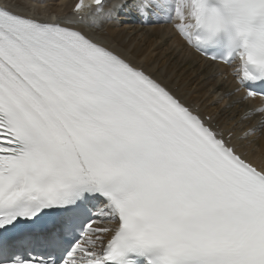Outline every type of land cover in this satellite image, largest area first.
Segmentation results:
<instances>
[{
    "label": "snow or ice",
    "instance_id": "1",
    "mask_svg": "<svg viewBox=\"0 0 264 264\" xmlns=\"http://www.w3.org/2000/svg\"><path fill=\"white\" fill-rule=\"evenodd\" d=\"M94 5L45 19L0 3V264H264V108L237 135L80 27L172 24L264 97V0Z\"/></svg>",
    "mask_w": 264,
    "mask_h": 264
},
{
    "label": "bare ground",
    "instance_id": "2",
    "mask_svg": "<svg viewBox=\"0 0 264 264\" xmlns=\"http://www.w3.org/2000/svg\"><path fill=\"white\" fill-rule=\"evenodd\" d=\"M7 1L8 0H0V2H3V3L7 2ZM33 1L39 2L38 0H27V3L29 2L32 5V4H34ZM76 1L77 0H60V2L63 4L67 3V2L68 3L71 2V4L72 3L75 4ZM88 1L85 0L84 4L85 5L92 4V0H88ZM35 6L39 7L40 5H38V6L35 5ZM41 7H42V5H41ZM94 7L95 6L93 5V8ZM32 9H33V7H32ZM73 9H74V5H73ZM88 11H91V9H89ZM38 12H40V11H38ZM73 15H74V12H73ZM131 15L132 14H125V15H122L116 21H110L111 22V24H110L111 28L110 29L108 28V30L106 29L107 33H105V31H104L102 34H100V36L96 35V37L100 38L101 40H103V42H106V44L110 45L111 47H113L115 49H117V47H119L124 52H127L128 45L134 41L133 31L136 30L137 28H140V26H141L139 23L136 24V26H135V24L130 22V16ZM52 18H56V17H52ZM132 24L134 26L131 27ZM159 28L160 27H156V26L146 28V32H145L144 31L145 28L141 27V29H139V31H134V32H136V34H139V32L142 31L141 34L144 33V35L147 38H155V39L160 38L161 40L165 39L164 42H168V43H169V41H173V43L177 45L176 48H180L183 45L181 43V41L179 40V38L175 34H173L172 30H170L169 32H167L165 34L166 29H159ZM160 32L162 34H160ZM169 34L171 37L169 36ZM166 36H169L170 39L168 40ZM127 38L129 39L128 40L129 43H125V39H127ZM153 41H151V43H150V46H149L150 49L153 46H155ZM166 46H168V45L166 44ZM138 48H139V46L134 48L131 52H129V53L135 54L137 59H139L145 52L142 48L141 49H138ZM117 50L121 51L119 49H117ZM175 50H173L171 53H169V55L168 54L164 55L162 48L160 46H156L152 52H155L157 54V56H156L157 58H154L152 60H154V63H155L162 56H164L162 59L165 61H163V62L161 61V63L163 64V66L166 67L165 70H166L167 74L169 75V77L180 85L182 92L188 97L187 98L188 101L190 103H192L193 105H195V107L198 106L200 111H202L206 114H210L213 117L216 116V118H214V120L219 121V123L221 125L225 126L226 128L233 129L237 135L242 134L243 125L241 124L240 117L243 113L242 108L244 107V104L242 103L241 100H238L232 96V94L230 93L232 90H230L229 87H225L224 85H218L217 83H214V81L211 82V77L213 76L212 72H218L217 69H220L221 71L222 70L226 71V68L221 67V66L217 67L214 65H210L209 62L205 61L204 59L199 57L197 54L193 53L191 50H190V52H191L192 58H190V57H187L186 59L184 58L185 62H182V60L179 61V59H181V58L178 59L177 56H175L172 59V57L175 55V52H174ZM184 54H186V53H184ZM152 60L149 57H147L144 61V64H150L151 65L153 63ZM150 61L152 63H150ZM168 61H170V64L168 63L169 65L167 64L168 66H166V63ZM195 63H198V64L200 63V65L198 67H196ZM153 65L155 66V64H153ZM160 68H161V66H160ZM162 69H164V67ZM174 71H175V73H173ZM189 72H191V73H189ZM193 75L194 76L196 75V77H193ZM202 77H203V81L200 82V79H202ZM209 86L214 87L215 90H220L224 93V98H227V100H228L227 106L222 108L223 104L219 103V106L215 107V102H213V96H211V97L207 96V94H208L207 90H208ZM214 92H217V91H214ZM263 103H264L263 101L258 100L254 104H256V106H260ZM252 109H256V108H252Z\"/></svg>",
    "mask_w": 264,
    "mask_h": 264
},
{
    "label": "rangeland",
    "instance_id": "3",
    "mask_svg": "<svg viewBox=\"0 0 264 264\" xmlns=\"http://www.w3.org/2000/svg\"><path fill=\"white\" fill-rule=\"evenodd\" d=\"M39 2H37V1H33L34 2V4L35 5H40L39 7H36L34 4H32L31 5V3H27V0H24V3L27 5L25 8H23V9H18V10H20V11H26V10H28L29 8L30 9H32V7H33V11L35 12V15H41L43 18H46V19H48V18H52V17H58V18H66L67 16H69V15H72V16H74L73 15V7H72V5H73V3L71 4V2H67V3H61L60 2V0H38ZM56 1V2H55ZM38 4H37V3ZM111 2H115L114 0H111ZM3 3V2H2ZM7 3H11V4H15L16 3V0H8L7 1ZM41 5H42V7H41ZM31 6V7H30ZM45 6V7H44ZM28 8V9H27ZM26 9V10H25ZM38 11H40V12H38ZM90 11H88V12H86V13H84V15L87 17V15H88V13H89ZM44 14V15H43ZM47 16V17H46ZM71 16V17H72ZM70 17V16H69ZM68 17V18H69ZM102 23V24H101ZM101 23H99V24H97V25H92L91 23H86V24H81L80 25V27L84 30V31H86V32H88L90 35H93V36H96V35H99L100 36V34H102L104 31H105V33H107V31H106V29L108 30V27L109 26H111V25H108V24H105L106 22H101ZM111 23V22H110ZM123 26V25H122ZM132 26H134L133 24L131 25V27ZM135 26H136V24H135ZM156 27H158V26H156ZM148 28V27H147ZM150 28V27H149ZM139 29L140 28H137L136 30H134V31H139ZM159 29H166L165 31V34L167 33V32H169V30L167 29V28H159ZM133 31V37H134V41L133 42H131L129 45H128V48H127V52L129 53V52H131L134 48H136V47H138L139 46V48L138 49H143L145 52H144V54L138 59V61L139 62H141V63H144V61H145V59L147 58V57H149L151 60L152 59H154V58H157L156 56H157V54L155 53V52H152L153 51V49L156 47V46H160L161 48H162V50H163V52H164V55H169V53H171L173 50H175L174 52H175V55L172 57V59L175 57V56H177V58L179 59V58H181V59H179V61L180 60H182V62H185L184 60L187 58V57H190V58H192V55H191V52H190V50H188L187 48H184V46L182 47H180V48H176V44H174L173 43V41H169V43L168 42H164L165 41V39H163V40H161L160 38H158V39H155V38H147L145 35H144V33H142L141 34V32H139V34H136V32H134ZM145 32H146V28H145V30H144ZM160 34H162L161 32H160ZM169 36H170V34H169ZM169 36H166L167 37V39L169 40L170 39V37ZM131 37V36H130ZM173 39V38H172ZM129 39L127 38V39H125V43H129V41H128ZM154 40V41H153ZM151 41H153V43L155 44V46H153L151 49H150V43H151ZM106 43V42H105ZM166 44L169 46H166ZM175 45V46H174ZM172 47V48H171ZM117 49H119V50H121V51H123L121 48H119V47H117ZM184 51H183V50ZM178 52V53H177ZM184 53H186V54H184ZM164 56H162L157 62H155L154 63V60H152V62L150 61V63H152L151 65H153V64H155V66L153 65V67H158L159 66V68H160V66H161V68H163L164 67V69H166V67L165 66H163V64L161 63V61L163 62V61H165V60H163L162 58H163ZM183 57V58H182ZM185 58V59H184ZM199 62V61H198ZM161 65H160V64ZM170 64V61H168L167 63H166V66H168L169 64ZM168 64V65H167ZM200 65V63L198 64V63H195V66L196 67H198ZM218 70V72L219 71H221L220 69H217ZM173 73H175V71L173 72ZM189 73H191V72H189ZM215 73H217V72H212V74H215ZM193 77H196V75L194 76L193 75ZM214 80V82H218V83H224V85L225 86H228L229 88H230V90H232V88L229 86V81H226L225 79H223V77H220V76H218L217 78H213V76L211 77V82ZM201 81H203V77H202V79H200V82ZM195 87V86H194ZM207 90V89H206ZM213 91H214V88L213 87H211V86H209L208 87V90H207V96L208 97H211V96H213V102H215V107L216 106H219V103H221V104H223L222 105V108H224L225 106H226V100L225 101H223V102H220V100L222 99V97L220 96L221 94H219L220 92H222V91H220V90H215V91H217V92H215V93H213ZM238 95V93L236 92V91H234L233 92V97L234 96H237ZM186 98H188L187 96H186ZM236 99H238V100H241V98H239V97H235ZM216 101L218 102L217 104H216ZM228 102V101H227ZM243 113L245 112V111H242ZM242 113V114H243ZM213 118H216V116L215 117H213Z\"/></svg>",
    "mask_w": 264,
    "mask_h": 264
}]
</instances>
